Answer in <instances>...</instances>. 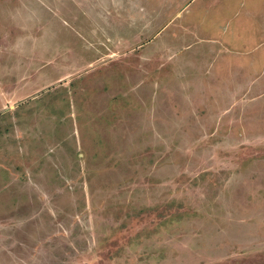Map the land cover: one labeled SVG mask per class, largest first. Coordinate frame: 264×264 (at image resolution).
I'll list each match as a JSON object with an SVG mask.
<instances>
[{
    "label": "rangeland",
    "instance_id": "obj_1",
    "mask_svg": "<svg viewBox=\"0 0 264 264\" xmlns=\"http://www.w3.org/2000/svg\"><path fill=\"white\" fill-rule=\"evenodd\" d=\"M202 1L0 0V264H264V0Z\"/></svg>",
    "mask_w": 264,
    "mask_h": 264
},
{
    "label": "crops",
    "instance_id": "obj_2",
    "mask_svg": "<svg viewBox=\"0 0 264 264\" xmlns=\"http://www.w3.org/2000/svg\"><path fill=\"white\" fill-rule=\"evenodd\" d=\"M249 1V0H248ZM258 1L259 0H256L255 2H256V4H255V9L254 8H251V9H254V11H253V18L254 19H257V17H259V11H258V8L260 7V5L258 6ZM202 3H203V5L205 6L206 4H207V0H203L202 1ZM245 6H247V0H242L241 1V3H240V7L236 10V11H234L235 12V14H238V17H240V16H242V13H240V11L242 10V8H244ZM257 8V9H256ZM247 8H244L243 10H246ZM237 16V15H236ZM249 16V14H246L245 16H243V18H241V20H240V23L241 22H247L249 19H250V17H248ZM261 17H263L264 18V12L263 13H261ZM261 23V25H262V27H264V21H261L260 22ZM214 24V23H213ZM216 29V28H215ZM215 29H213V30H211V31H209V35L210 36H212L211 34H215ZM231 33H232V31H230ZM234 33H237V31H234ZM261 38H264V36H261ZM223 42V41H222ZM210 43H212V44H214L213 42H212V40H210ZM211 44H208V47L210 46ZM214 47V48H213ZM213 47L211 48V50H212V53L214 54V55H217L216 56V59L218 60V61H223V60H225V61H229V62H231V61H235V59L234 58H228L227 56H233V55H235L236 56V53L233 51V48L231 47V45H228L227 44V42H223L222 43V46H221V44L220 45H213ZM222 49V50H221ZM210 50V51H211ZM218 50H219V52H218ZM222 51H225V53H223L224 55H221L220 54V52H222ZM227 54H231V55H227ZM227 55V56H226ZM234 57V56H233Z\"/></svg>",
    "mask_w": 264,
    "mask_h": 264
},
{
    "label": "trees",
    "instance_id": "obj_3",
    "mask_svg": "<svg viewBox=\"0 0 264 264\" xmlns=\"http://www.w3.org/2000/svg\"><path fill=\"white\" fill-rule=\"evenodd\" d=\"M257 223L259 224V222L257 221ZM213 264H222V262H215Z\"/></svg>",
    "mask_w": 264,
    "mask_h": 264
}]
</instances>
